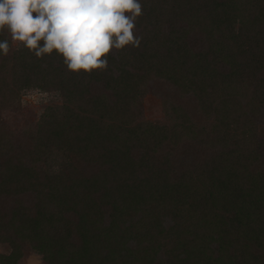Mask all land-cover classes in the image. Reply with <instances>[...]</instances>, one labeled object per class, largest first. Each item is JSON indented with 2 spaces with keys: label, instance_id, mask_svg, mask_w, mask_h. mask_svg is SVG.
<instances>
[{
  "label": "trees",
  "instance_id": "16d2710c",
  "mask_svg": "<svg viewBox=\"0 0 264 264\" xmlns=\"http://www.w3.org/2000/svg\"><path fill=\"white\" fill-rule=\"evenodd\" d=\"M139 2L103 71L0 32V264H264V0Z\"/></svg>",
  "mask_w": 264,
  "mask_h": 264
},
{
  "label": "clouds",
  "instance_id": "9594fccd",
  "mask_svg": "<svg viewBox=\"0 0 264 264\" xmlns=\"http://www.w3.org/2000/svg\"><path fill=\"white\" fill-rule=\"evenodd\" d=\"M141 15L139 0H0V32L37 58L55 50L70 72L92 73L107 69L113 49L139 47L134 29ZM9 51L0 41V53Z\"/></svg>",
  "mask_w": 264,
  "mask_h": 264
},
{
  "label": "rangeland",
  "instance_id": "374dc122",
  "mask_svg": "<svg viewBox=\"0 0 264 264\" xmlns=\"http://www.w3.org/2000/svg\"><path fill=\"white\" fill-rule=\"evenodd\" d=\"M14 42V41H13ZM14 45H18V42H14ZM48 95L41 93L39 91H31L29 94L23 97V104L26 108L27 113H32L38 115L43 109V105L48 102ZM144 115L150 120L162 121L165 120V107L161 102L160 98L154 96L153 94L147 96L144 99ZM7 252V247L0 244V255ZM18 264H44L40 258L31 254V252L26 253L25 257H22Z\"/></svg>",
  "mask_w": 264,
  "mask_h": 264
}]
</instances>
